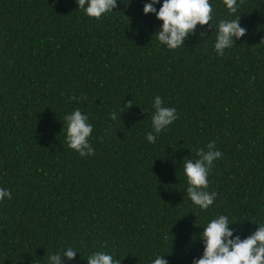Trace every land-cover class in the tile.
I'll return each instance as SVG.
<instances>
[{
	"label": "trees",
	"instance_id": "trees-1",
	"mask_svg": "<svg viewBox=\"0 0 264 264\" xmlns=\"http://www.w3.org/2000/svg\"><path fill=\"white\" fill-rule=\"evenodd\" d=\"M146 2L118 0L96 20L75 0H0V187L12 197L0 202V264H46L67 246L80 254L71 264L94 251L191 264L202 254L195 222L225 214L242 238L264 224V0H243L246 35L223 57L207 25L184 47L159 45ZM212 2L214 21L232 18ZM154 95L178 119L149 144ZM76 108L93 125L90 157L65 144ZM211 141L217 199L201 212L180 161Z\"/></svg>",
	"mask_w": 264,
	"mask_h": 264
},
{
	"label": "clouds",
	"instance_id": "clouds-1",
	"mask_svg": "<svg viewBox=\"0 0 264 264\" xmlns=\"http://www.w3.org/2000/svg\"><path fill=\"white\" fill-rule=\"evenodd\" d=\"M117 2L118 0H75L77 11L82 10L86 17L96 20L114 12ZM127 2L130 3V0ZM242 2L243 0H222L228 17L232 18L217 21L213 18L212 0H147L143 4L142 14L153 15L160 22L152 37L155 36L158 44L167 50L184 47L185 41L196 32L197 26L203 28L207 25L208 29H214L215 33L213 51L217 57H223L227 50L237 45L236 42L246 35L247 30L239 22L242 15L238 10ZM156 5H159L158 9ZM208 37L205 31L199 33L202 41ZM151 107L153 109L151 126L150 130L145 132V140L149 144H154L178 116L174 107L164 106V101L159 95L153 96ZM116 118L115 112L110 114V119ZM63 119L67 148L81 158L92 156L94 149L89 137L93 125L89 123L87 114L76 108L65 114ZM196 157L195 160L182 159L180 162L186 181L184 192L191 204L203 212L213 206L217 199V193L208 190V176L214 163L221 159L222 152L217 149L215 141H211L196 151ZM11 198V192L0 187V202ZM238 222L242 221H231L225 214L210 218L203 227L195 222L196 227L202 231L198 237H192L190 242L198 239L202 246V254L198 258L193 257L191 264H264V224H255L256 229L242 238L239 229L235 227ZM77 254L78 250L67 246L61 251L48 253L46 264H62V260L71 264ZM166 256L156 255L152 258L151 264H167ZM83 260H86L87 264L121 262L106 251H94Z\"/></svg>",
	"mask_w": 264,
	"mask_h": 264
}]
</instances>
